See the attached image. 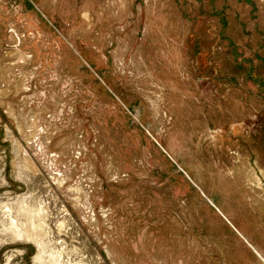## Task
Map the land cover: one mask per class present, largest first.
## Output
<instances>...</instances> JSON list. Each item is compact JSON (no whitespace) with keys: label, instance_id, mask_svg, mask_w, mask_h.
Instances as JSON below:
<instances>
[{"label":"rangeland","instance_id":"374dc122","mask_svg":"<svg viewBox=\"0 0 264 264\" xmlns=\"http://www.w3.org/2000/svg\"><path fill=\"white\" fill-rule=\"evenodd\" d=\"M0 264H264V0H0Z\"/></svg>","mask_w":264,"mask_h":264},{"label":"bare ground","instance_id":"6f19581e","mask_svg":"<svg viewBox=\"0 0 264 264\" xmlns=\"http://www.w3.org/2000/svg\"><path fill=\"white\" fill-rule=\"evenodd\" d=\"M31 223H32V224H33V223L35 224L36 222H35L34 219H33V220H31ZM16 228H17V227H16Z\"/></svg>","mask_w":264,"mask_h":264}]
</instances>
